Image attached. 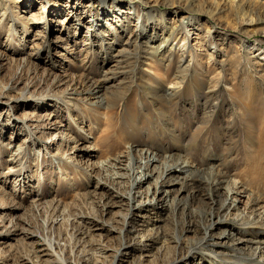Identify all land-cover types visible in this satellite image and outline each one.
Masks as SVG:
<instances>
[{"label": "rangeland", "instance_id": "obj_1", "mask_svg": "<svg viewBox=\"0 0 264 264\" xmlns=\"http://www.w3.org/2000/svg\"><path fill=\"white\" fill-rule=\"evenodd\" d=\"M17 1L0 0V264H264V0ZM145 153L156 173L133 187ZM121 158L137 171L115 180ZM172 162L190 173L165 200ZM134 197L156 210L131 219Z\"/></svg>", "mask_w": 264, "mask_h": 264}, {"label": "bare ground", "instance_id": "obj_2", "mask_svg": "<svg viewBox=\"0 0 264 264\" xmlns=\"http://www.w3.org/2000/svg\"><path fill=\"white\" fill-rule=\"evenodd\" d=\"M13 3H15V4H19L20 3V1H15V0H11ZM141 3H144V1H140ZM88 6V8H95L94 7V5L93 4H91V5H87ZM82 7V5H81V2H77L76 3V5L73 7V9H72V11H75L76 10V15L77 16H75V17H80L79 15H80V13H79V10L78 9H80ZM92 11V10H91ZM121 12V11H120ZM73 13V12H72ZM31 15H30V17H27V18H24V17H19V16H17L16 18H18L19 20H24V22H23V24H24V27H27V26H37L38 24H41V20L39 19V17H38V13H35L34 11L33 12H31L30 13ZM133 14H135V13H133V12H129V11H127V10H124V11H122L121 12V15L122 16H127V17H129V16H131V15H133ZM141 15V14H140ZM74 17V16H73ZM138 17H140L139 15H138ZM187 19V17H184L183 18V20H186ZM69 19H65V21H68ZM71 20H72V18H71ZM82 19L81 18H79V21H81ZM95 22H96V24H99L100 22L99 21H97V19L95 20ZM98 22V23H97ZM198 30V29H197ZM27 31V30H26ZM138 37H139V35H137ZM197 37L199 38V35H197ZM66 41H65V39L64 38H61V37H56V43H65ZM66 44V43H65ZM61 48V47H60ZM157 48V47H156ZM160 52V48L158 49H156L155 51H154V53H155V55H157L158 53ZM72 54V53H71ZM153 54V53H152ZM96 83H98V82H96ZM99 83H101V82H99ZM98 83V84H99ZM98 84H95L96 85V91H98L99 93L102 91V87L100 86V85H98ZM162 86H164V85H162ZM165 86H166V84H165ZM199 86V85H198ZM178 87H180V84L179 83H170L169 85H168V87L166 88L169 92H166V93H164V94H160V92L159 93H157L153 88H149L148 87V89H150V90H152V92H149V91H147L154 99H159L160 101L162 100V99H164V98H166V97H169V99L170 100H173V99H175V97H176V89H177V91H178ZM164 88V87H163ZM199 88V87H198ZM158 89H161V85L158 87ZM94 91V90H93ZM93 91H89V92H93ZM181 91V90H180ZM98 92H95V94L96 93H98ZM90 95H91V93H90ZM177 99V98H176ZM105 100H108L107 101V105H106V107L104 106V104H106V103H104L103 104V102H99V105H103L104 107L103 108H107V107H109V108H111L110 107V104H113V103H115L114 102V100H115V98H113V99H105ZM114 105V104H113ZM116 106V105H115ZM114 106V107H115ZM99 107V106H98ZM101 108V107H100ZM102 108V109H103ZM109 110V109H108ZM33 118V117H32ZM30 119L29 120V122H32V123H34L35 125V129H37V130H39V129H41V130H51L52 128V130H55V131H58L59 130V128H61V126L59 125L58 126V122H55L54 124H51V119L50 118H47L46 120H44V122L43 121H39V120H35V119ZM35 118V117H34ZM43 122V123H42ZM107 132V131H106ZM59 134V133H58ZM53 140H52V143H54L56 146H58V151L60 152L61 150H62V144H64V143H61V141H63V140H65L66 139V141L68 140V138H66L65 136H63V135H54L53 137ZM51 140V139H50ZM55 141H59V142H55ZM70 141V140H69ZM47 142V141H46ZM67 144V143H66ZM69 144V143H68ZM130 146V145H129ZM64 148V147H63ZM131 148V147H130ZM58 152V153H59ZM60 154V153H59ZM152 154V153H151ZM151 154H148V153H145V161H146V163H144V166L142 165V164H139L140 165V167L138 168V169H143L144 170V172H142L141 173V175L139 174V173H136L135 171H137V168H135V166H137V162L135 161V159H133V158H131V159H129V162H128V164H127V159L126 160H124L125 159V156H124V159H119L118 161H115V164L113 163V165L110 167L111 169H113V179H123L124 178V176L125 175H123V173H125L126 171H128V172H132L133 173V171L135 172V174H136V176H135V178H134V184H133V187L135 186V185H137V187L138 188H142V186L144 185V183L146 182H149L150 181V179L152 178V177H154V174L156 173V170H157V167L155 166L156 164H158L157 162L159 161V159H157L158 157H157V155H155V156H153L152 157V155ZM58 156V154L56 153V155H55V157H57ZM130 157V156H129ZM127 158V157H126ZM73 160V159H72ZM186 164V163H185ZM185 164H183V163H179V162H177V163H168V164H165L164 166H163V171H162V173H160V175L158 176V178H157V185H159V194H161V195H165V200H167V198L169 197V195L171 194V188H173V186L176 184V183H174V181H172V180H170L169 182H167L166 181V179H165V176H166V178L168 177V176H171V175H175V174H178V175H186V174H189L190 173V169H188V165H185ZM153 166H155V167H153ZM158 174V173H157ZM131 175V174H130ZM126 177V176H125ZM235 188V187H234ZM230 189V188H229ZM234 191V190H233ZM229 192L231 193V191L229 190ZM233 193V192H232ZM234 193H235V191H234ZM236 194L237 195H239L240 197L242 196V192H240L239 193V191H236ZM246 194V193H245ZM252 196V195H251ZM236 199V198H235ZM238 199V198H237ZM241 198L239 199V201L241 202ZM130 201H133L134 203H133V206H132V211H131V219H134V218H141V215L144 213V212H150V211H152V210H156V207H157V204L154 202V200H147V201H143V200H141V201H136V197H134V198H131L130 199ZM131 203V202H130ZM167 203V204H166ZM163 204H165L166 205V207H168V202L167 201H164L163 200ZM164 205V206H165ZM2 208L0 207V211H2L1 210ZM255 215V214H254ZM259 222V221H258ZM257 222V223H258ZM132 221L131 222H129V223H127V225L128 226H132ZM3 237H4V234L2 233V232H0V247L3 245V242H2V240H3ZM241 242V241H240ZM242 242H245V241H242ZM246 242H248V240H246ZM2 249H0V256L1 255H3V251H1ZM50 251V250H49ZM41 253H44V252H46V250H43V251H40ZM46 254V253H45ZM51 254V253H50ZM53 256V255H52ZM3 256H1V258H2ZM29 261V260H28ZM32 261V260H31ZM33 264V263H32Z\"/></svg>", "mask_w": 264, "mask_h": 264}]
</instances>
